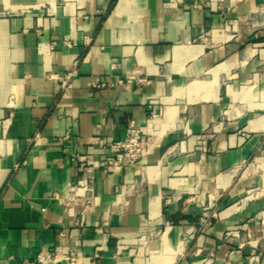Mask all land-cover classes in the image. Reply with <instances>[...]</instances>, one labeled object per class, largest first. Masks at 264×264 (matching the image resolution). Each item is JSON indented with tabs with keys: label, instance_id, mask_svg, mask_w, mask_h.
I'll return each instance as SVG.
<instances>
[{
	"label": "crops",
	"instance_id": "0c3cea01",
	"mask_svg": "<svg viewBox=\"0 0 264 264\" xmlns=\"http://www.w3.org/2000/svg\"><path fill=\"white\" fill-rule=\"evenodd\" d=\"M131 121L150 148L109 170ZM75 240L264 264V0H0V264Z\"/></svg>",
	"mask_w": 264,
	"mask_h": 264
},
{
	"label": "built area",
	"instance_id": "2783aa9c",
	"mask_svg": "<svg viewBox=\"0 0 264 264\" xmlns=\"http://www.w3.org/2000/svg\"><path fill=\"white\" fill-rule=\"evenodd\" d=\"M107 83L96 79L94 86L104 87ZM62 87H68L66 80L62 81ZM150 136L142 126L131 121L127 127L126 137L114 142L110 146L111 157L106 161L109 170L120 169L135 164L143 158L150 148ZM91 189V188H89ZM76 199L75 194L70 192L63 202L70 205ZM60 236L64 237L65 233L61 232ZM81 243L75 240L73 245L58 244L51 249H45L38 252L31 259H26L22 264H77L80 257L79 247Z\"/></svg>",
	"mask_w": 264,
	"mask_h": 264
}]
</instances>
